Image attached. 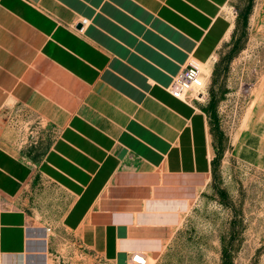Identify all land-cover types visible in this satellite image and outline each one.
<instances>
[{"label":"crops","instance_id":"1","mask_svg":"<svg viewBox=\"0 0 264 264\" xmlns=\"http://www.w3.org/2000/svg\"><path fill=\"white\" fill-rule=\"evenodd\" d=\"M231 2L0 0V264H51L53 205L65 207L61 230L100 262L159 246L167 226L146 222L173 221L178 197L213 168L204 105L169 87L232 38ZM15 110L59 130L38 162L3 142Z\"/></svg>","mask_w":264,"mask_h":264},{"label":"rangeland","instance_id":"2","mask_svg":"<svg viewBox=\"0 0 264 264\" xmlns=\"http://www.w3.org/2000/svg\"><path fill=\"white\" fill-rule=\"evenodd\" d=\"M229 8L237 28L202 70L212 172L195 183L192 197H178L173 221L146 222L167 226L166 236L155 237L159 246L145 251L149 264H264V0H232ZM9 123L3 142L29 163L41 159L59 131H43L31 114L17 110ZM35 184L63 196L40 178ZM187 189L179 187L181 194ZM53 206L51 264H99L100 254L86 255L77 244L79 233L61 230L65 207ZM34 212L41 223L43 210Z\"/></svg>","mask_w":264,"mask_h":264},{"label":"built area","instance_id":"3","mask_svg":"<svg viewBox=\"0 0 264 264\" xmlns=\"http://www.w3.org/2000/svg\"><path fill=\"white\" fill-rule=\"evenodd\" d=\"M90 23V20L83 19L81 21L82 27L76 29V31L83 34L89 27ZM169 92L173 97L187 103L201 102L206 99L208 90L203 79L200 64L196 61H191L188 67L173 79L169 87ZM99 264L109 263L103 261ZM126 264H149L148 257L145 252L136 251L130 256Z\"/></svg>","mask_w":264,"mask_h":264},{"label":"bare ground","instance_id":"4","mask_svg":"<svg viewBox=\"0 0 264 264\" xmlns=\"http://www.w3.org/2000/svg\"><path fill=\"white\" fill-rule=\"evenodd\" d=\"M200 68H201V71L204 70V69H203L204 67H203V65H201V64H200ZM202 73H203V71H202ZM203 79H204V78H203Z\"/></svg>","mask_w":264,"mask_h":264}]
</instances>
